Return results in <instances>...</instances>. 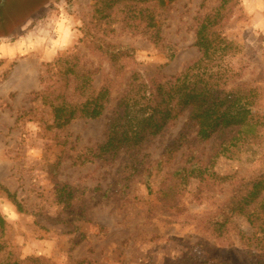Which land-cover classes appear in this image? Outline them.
Listing matches in <instances>:
<instances>
[{"label": "rangeland", "instance_id": "374dc122", "mask_svg": "<svg viewBox=\"0 0 264 264\" xmlns=\"http://www.w3.org/2000/svg\"><path fill=\"white\" fill-rule=\"evenodd\" d=\"M215 1L206 0L205 8L216 6ZM201 4L179 0L168 6L156 24L159 46L148 36L120 32L113 23L95 31H104L111 44L134 50L127 71L143 80L164 81L190 64L200 73L201 55L193 43L194 20L206 11ZM92 5V0H0V185L16 195L25 211L17 213L0 191V264L28 257L46 264H163L184 256L264 264V0L238 1L220 29L227 53L219 67L209 68L218 73L221 88L244 84L257 93L251 109L260 118L256 143L238 141L215 157L228 134L201 142L198 127L188 123L184 112L136 153L121 152L105 161L93 153L104 141L129 73L113 84L99 119L75 120L62 130L52 129L50 109L36 98L41 80L52 74L44 65L77 49L97 72L96 86L109 73L82 41ZM167 49L173 51L170 61ZM171 143L180 146L177 154L160 172L152 171L147 189L143 170L155 167ZM187 163L209 166L226 180L207 175L204 183L188 180L173 192L171 173ZM256 181L262 182L257 197L221 234L215 232L218 209L236 187Z\"/></svg>", "mask_w": 264, "mask_h": 264}, {"label": "trees", "instance_id": "16d2710c", "mask_svg": "<svg viewBox=\"0 0 264 264\" xmlns=\"http://www.w3.org/2000/svg\"><path fill=\"white\" fill-rule=\"evenodd\" d=\"M92 1V22L85 25L82 41L91 56L98 57L109 66V73L96 86L94 77L97 72H93L91 64L87 63L86 56L79 49L44 65L45 72L52 74L41 80L43 87L36 98H40L42 104L50 109L52 129L62 130L75 120L99 119L110 102L113 84L120 82L121 77L129 73L116 111L106 128L104 141L94 150L95 158L105 161L115 158L121 152L136 153L146 143L163 135L184 112H188V123L198 127L196 137L201 142L209 140L215 134H228L227 139L220 143L215 157L230 152L238 141L256 143L260 118L251 109L257 106V93L247 90L244 84H236L228 90L221 88L220 78H215L218 73L209 71L211 65L218 66L227 53L228 42L222 37L220 29L239 0H216V6L208 9L205 8L206 0H202L201 9L206 11L194 20L193 43L201 55V72L196 73V65L190 64L179 75L167 77L164 81L155 78L143 80L137 72L127 71V64L133 61L134 50L111 44L103 35L104 31L98 33L95 30L113 23L119 27L120 32L131 36H148L154 46H159L160 29L156 26L157 21L167 11L168 6L179 0ZM166 56L169 61L172 60L173 51L167 49ZM203 63L205 65L201 66ZM224 71L229 73L226 68ZM235 77L236 75H228V79ZM179 148L176 143L169 144L163 149L155 167L143 170L147 189H150L149 178L152 171L160 172L162 166L171 162ZM187 164L188 167L171 173L173 192L188 180L204 183L207 175L209 180H226L210 172L209 166ZM249 187L250 192L247 191ZM260 187L261 181L243 183L236 187L230 200L218 209L221 221L212 223L213 230L221 234L226 224L243 211V206H248L257 197ZM0 191L6 195L17 213H25L15 194L1 185ZM243 191L247 192L245 196L242 195ZM3 224L0 214V226ZM42 261L45 260L28 257L24 260H8L4 264H46V261ZM163 264L229 263L212 257L197 261L184 256Z\"/></svg>", "mask_w": 264, "mask_h": 264}, {"label": "crops", "instance_id": "0c3cea01", "mask_svg": "<svg viewBox=\"0 0 264 264\" xmlns=\"http://www.w3.org/2000/svg\"><path fill=\"white\" fill-rule=\"evenodd\" d=\"M10 91V90H9Z\"/></svg>", "mask_w": 264, "mask_h": 264}]
</instances>
